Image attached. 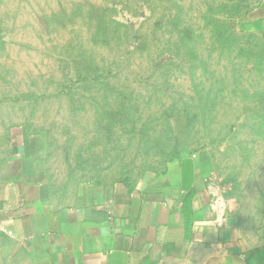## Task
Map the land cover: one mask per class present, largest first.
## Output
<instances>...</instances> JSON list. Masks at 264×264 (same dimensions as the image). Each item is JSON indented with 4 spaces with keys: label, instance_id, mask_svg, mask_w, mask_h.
Returning a JSON list of instances; mask_svg holds the SVG:
<instances>
[{
    "label": "rangeland",
    "instance_id": "374dc122",
    "mask_svg": "<svg viewBox=\"0 0 264 264\" xmlns=\"http://www.w3.org/2000/svg\"><path fill=\"white\" fill-rule=\"evenodd\" d=\"M254 0H0V161L21 132L55 183L133 184L205 151L242 211L264 186ZM0 228V264H19Z\"/></svg>",
    "mask_w": 264,
    "mask_h": 264
},
{
    "label": "crops",
    "instance_id": "0c3cea01",
    "mask_svg": "<svg viewBox=\"0 0 264 264\" xmlns=\"http://www.w3.org/2000/svg\"><path fill=\"white\" fill-rule=\"evenodd\" d=\"M244 28L264 37V0ZM48 147L21 132L0 161V228L19 264H264V186L232 210L205 151L183 154L129 184L58 185Z\"/></svg>",
    "mask_w": 264,
    "mask_h": 264
}]
</instances>
